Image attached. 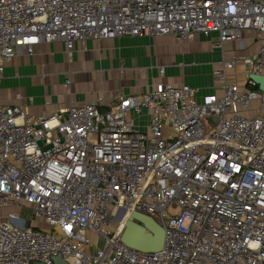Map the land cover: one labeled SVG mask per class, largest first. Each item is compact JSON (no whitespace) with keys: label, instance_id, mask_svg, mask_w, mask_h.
<instances>
[{"label":"built area","instance_id":"built-area-1","mask_svg":"<svg viewBox=\"0 0 264 264\" xmlns=\"http://www.w3.org/2000/svg\"><path fill=\"white\" fill-rule=\"evenodd\" d=\"M246 31L264 36V0H0V82L43 43L71 56L92 39L217 34L222 47ZM239 64L244 80L229 81ZM213 74L222 93L201 101L159 83L106 111L94 101L31 117L0 102V214L12 209L0 216V264H264V117L242 113L264 111L253 79L264 45ZM25 207L49 229L26 227ZM133 213L164 229L160 251L124 243Z\"/></svg>","mask_w":264,"mask_h":264},{"label":"crops","instance_id":"crops-1","mask_svg":"<svg viewBox=\"0 0 264 264\" xmlns=\"http://www.w3.org/2000/svg\"><path fill=\"white\" fill-rule=\"evenodd\" d=\"M217 40V34L187 43L170 36L92 39L77 43L71 56L61 42L43 43L34 55L22 53L5 66L0 102L22 106L31 117L50 116L94 101H101L100 109L106 111L120 97L146 94L159 83L196 88L201 101L222 93V83L213 74L222 61L256 54L264 45V36L255 31H246L243 41L222 47ZM244 70L239 64L229 81L242 82ZM242 113L264 117L258 102Z\"/></svg>","mask_w":264,"mask_h":264},{"label":"water","instance_id":"water-1","mask_svg":"<svg viewBox=\"0 0 264 264\" xmlns=\"http://www.w3.org/2000/svg\"><path fill=\"white\" fill-rule=\"evenodd\" d=\"M253 79L261 86V89H264L263 77H253ZM213 121H216V119ZM123 241L133 249L152 253L163 248L165 231L154 219L139 213H133L127 218ZM54 264L68 263L61 256H58L54 259Z\"/></svg>","mask_w":264,"mask_h":264},{"label":"rangeland","instance_id":"rangeland-1","mask_svg":"<svg viewBox=\"0 0 264 264\" xmlns=\"http://www.w3.org/2000/svg\"><path fill=\"white\" fill-rule=\"evenodd\" d=\"M9 211H12V209L3 210L0 216L5 217ZM170 212L172 211H169V213ZM177 213L178 212H173V214H177ZM31 215H32V211L28 207H25L22 212V218L27 220L26 227H32L35 224L36 228H40V229L45 228V225L43 222L36 221L35 223H31V220H30ZM69 262L73 264V260L69 259Z\"/></svg>","mask_w":264,"mask_h":264},{"label":"bare ground","instance_id":"bare-ground-1","mask_svg":"<svg viewBox=\"0 0 264 264\" xmlns=\"http://www.w3.org/2000/svg\"><path fill=\"white\" fill-rule=\"evenodd\" d=\"M125 221H127V217H126Z\"/></svg>","mask_w":264,"mask_h":264}]
</instances>
